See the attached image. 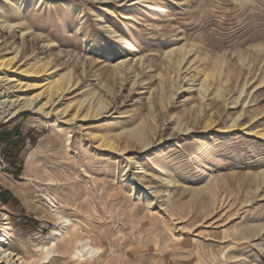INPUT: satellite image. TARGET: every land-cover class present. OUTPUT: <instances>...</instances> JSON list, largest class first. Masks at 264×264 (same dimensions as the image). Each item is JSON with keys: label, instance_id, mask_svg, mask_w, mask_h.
Masks as SVG:
<instances>
[{"label": "rangeland", "instance_id": "rangeland-1", "mask_svg": "<svg viewBox=\"0 0 264 264\" xmlns=\"http://www.w3.org/2000/svg\"><path fill=\"white\" fill-rule=\"evenodd\" d=\"M0 82V264H264V0H0Z\"/></svg>", "mask_w": 264, "mask_h": 264}, {"label": "bare ground", "instance_id": "bare-ground-1", "mask_svg": "<svg viewBox=\"0 0 264 264\" xmlns=\"http://www.w3.org/2000/svg\"><path fill=\"white\" fill-rule=\"evenodd\" d=\"M116 33V32H115ZM38 74V73H37ZM1 82H4L3 81V78L1 79ZM0 82V83H1ZM14 88H16V87H9L8 89L9 90H12V89H14ZM59 91H61L60 89H59ZM58 91V92H59ZM66 92V90H63L62 92H61V94L60 95H63V93H65ZM60 97V96H59ZM2 99V97L0 98V100ZM55 102V101H54ZM54 102L51 104V106H53V104H54ZM49 103V102H48ZM47 105L48 104H44V105H42V107H40V108H38V110L37 111H42L45 107H47ZM21 106V103H19L18 104V101H10V100H5V101H2V102H0V109L2 110V112H0V120L2 119V118H8V119H13L14 117H16V116H18L19 114H22L23 112H25V111H29V110H35L36 109V107H37V105H36V100H33L32 99V101L30 102V103H28L27 105H23L22 107H20ZM50 106V105H49ZM15 108H19L17 111H14V112H11L13 109H15ZM54 109H52L51 111H50V113L53 111ZM86 116V115H85ZM48 118H49V114H48V116H47ZM85 118V117H84ZM7 119V120H8ZM57 129V128H56ZM263 137H264V135H263ZM221 138L222 139H225L226 137H225V135H221ZM69 224H71V221L69 220V219H62V226H67V225H69ZM2 235H3V237H6V236H9L10 235V232L9 231H4L3 233H2ZM2 241L0 240V243H1Z\"/></svg>", "mask_w": 264, "mask_h": 264}, {"label": "trees", "instance_id": "trees-1", "mask_svg": "<svg viewBox=\"0 0 264 264\" xmlns=\"http://www.w3.org/2000/svg\"><path fill=\"white\" fill-rule=\"evenodd\" d=\"M17 132H2L0 133V144H5L6 149L4 152L6 160L14 165L17 161L20 150L25 147V139L20 136V134H16ZM20 172H17V176Z\"/></svg>", "mask_w": 264, "mask_h": 264}]
</instances>
